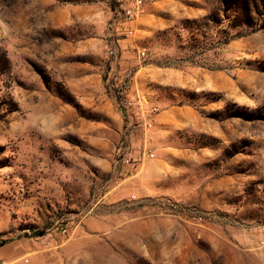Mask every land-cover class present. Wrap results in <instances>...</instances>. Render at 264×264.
Masks as SVG:
<instances>
[{"label":"rangeland","instance_id":"1","mask_svg":"<svg viewBox=\"0 0 264 264\" xmlns=\"http://www.w3.org/2000/svg\"><path fill=\"white\" fill-rule=\"evenodd\" d=\"M139 10L0 0V262L264 264V0Z\"/></svg>","mask_w":264,"mask_h":264},{"label":"built area","instance_id":"2","mask_svg":"<svg viewBox=\"0 0 264 264\" xmlns=\"http://www.w3.org/2000/svg\"><path fill=\"white\" fill-rule=\"evenodd\" d=\"M117 1L121 3V8L123 10V13L128 20H132L133 17L140 11L139 9L141 6V0H132L131 3H129V0H117ZM138 55L140 57H144L145 53L144 51H139ZM0 264H8V263L1 261Z\"/></svg>","mask_w":264,"mask_h":264},{"label":"crops","instance_id":"3","mask_svg":"<svg viewBox=\"0 0 264 264\" xmlns=\"http://www.w3.org/2000/svg\"><path fill=\"white\" fill-rule=\"evenodd\" d=\"M2 247H4V246H2ZM2 247H0V249H1Z\"/></svg>","mask_w":264,"mask_h":264}]
</instances>
